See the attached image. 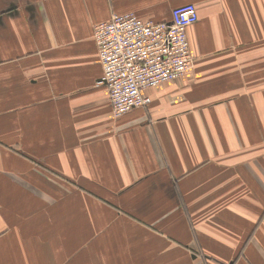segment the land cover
<instances>
[{
  "label": "crops",
  "instance_id": "1",
  "mask_svg": "<svg viewBox=\"0 0 264 264\" xmlns=\"http://www.w3.org/2000/svg\"><path fill=\"white\" fill-rule=\"evenodd\" d=\"M187 3L193 70L115 117L94 26ZM0 264H264V0H0Z\"/></svg>",
  "mask_w": 264,
  "mask_h": 264
},
{
  "label": "built area",
  "instance_id": "2",
  "mask_svg": "<svg viewBox=\"0 0 264 264\" xmlns=\"http://www.w3.org/2000/svg\"><path fill=\"white\" fill-rule=\"evenodd\" d=\"M198 20L193 3L175 7L166 21L114 13L94 26L103 73L97 80L110 95L115 117L151 103L146 91L193 70L188 28Z\"/></svg>",
  "mask_w": 264,
  "mask_h": 264
}]
</instances>
